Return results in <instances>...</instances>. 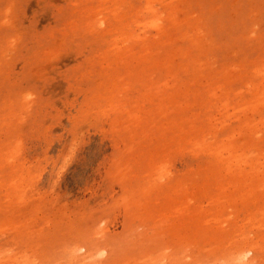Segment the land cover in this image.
Masks as SVG:
<instances>
[{
    "label": "rangeland",
    "instance_id": "1",
    "mask_svg": "<svg viewBox=\"0 0 264 264\" xmlns=\"http://www.w3.org/2000/svg\"><path fill=\"white\" fill-rule=\"evenodd\" d=\"M0 264H264V0H0Z\"/></svg>",
    "mask_w": 264,
    "mask_h": 264
},
{
    "label": "bare ground",
    "instance_id": "2",
    "mask_svg": "<svg viewBox=\"0 0 264 264\" xmlns=\"http://www.w3.org/2000/svg\"><path fill=\"white\" fill-rule=\"evenodd\" d=\"M249 249H252V247H250ZM257 255V254H256Z\"/></svg>",
    "mask_w": 264,
    "mask_h": 264
}]
</instances>
